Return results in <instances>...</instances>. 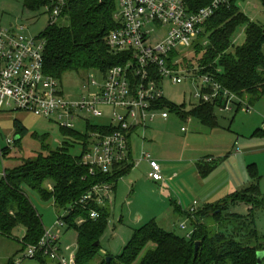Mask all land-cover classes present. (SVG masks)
I'll return each instance as SVG.
<instances>
[{
  "label": "trees",
  "instance_id": "1",
  "mask_svg": "<svg viewBox=\"0 0 264 264\" xmlns=\"http://www.w3.org/2000/svg\"><path fill=\"white\" fill-rule=\"evenodd\" d=\"M184 1L188 11L196 12L211 0ZM239 1L244 0H228L206 21L195 42L196 53H201L195 62L198 75L211 77L239 101L253 106L264 99V22L257 24L250 20L240 10ZM258 1L264 6V0ZM23 7L30 12L44 10L49 14L53 5L51 0H23ZM116 7V0H65L61 16L55 22L49 21L39 35L45 42L44 73L61 82L70 72L105 73L111 67L123 64L124 55L114 54L106 44L108 32L118 26L113 17ZM62 20L65 24H59ZM240 26L244 27L245 40L235 46L233 36ZM202 38L207 40L205 46L199 42ZM221 103L198 102L189 110L184 109V104L167 101L165 105L169 113L180 119L192 117L213 127L216 124L214 107ZM235 103L240 105L241 102ZM12 127L15 132L13 142L16 143L26 135L27 128L15 118ZM61 133L64 141L57 148L47 143V136L36 135L40 144L36 156L18 158L17 165L3 166L4 174H0V236L18 239L21 250L36 245L42 237L43 223L25 192L28 188L40 199L52 200L57 210L72 206L64 221L77 235L75 262L92 264L100 251L99 237L110 216L109 204L91 205L99 216L90 219L88 207L82 208L77 202L103 182L111 183L115 190L117 181L132 170V157L128 152L127 159L115 164L111 172L95 170L92 174L89 166L82 163L87 135L65 128H61ZM75 143H80L82 148L77 156L70 154ZM9 148L0 151L3 160ZM251 175L253 183L241 192L199 208L190 220L193 231L189 237L180 236L150 220L133 231L117 262L110 258L107 263L104 258L99 264H264V256L260 262L257 260V253H264V234L260 235L255 229L253 216L256 209L264 207V199L259 197L256 173ZM237 202L249 206L246 215L226 212L227 204ZM77 216L83 217L84 221L77 224ZM19 234L21 238H18ZM196 241L199 247L195 254ZM30 259H37L39 264H58L38 253Z\"/></svg>",
  "mask_w": 264,
  "mask_h": 264
},
{
  "label": "built area",
  "instance_id": "2",
  "mask_svg": "<svg viewBox=\"0 0 264 264\" xmlns=\"http://www.w3.org/2000/svg\"><path fill=\"white\" fill-rule=\"evenodd\" d=\"M227 1L211 0L196 12H190L184 0H116L113 17L118 26L108 32L106 44L114 54L124 55L125 62L105 73L100 72L103 75L101 84L96 82L92 72L87 73L81 85L86 95L76 100L65 98L60 82L44 73V40L29 36L27 26L20 21L0 24V151L14 141L2 131V115L9 120L14 113L22 112L54 119L61 128L71 130L74 123L82 122L88 131L82 163L89 166L90 173L95 170L109 173L115 164L125 161L128 152H133L132 138L136 136L141 147L138 157L132 159V170L146 161L150 169L148 177L162 181L161 165L150 157L143 143L147 140L148 124L157 118L169 117L165 105L168 100L162 90L165 80L176 85L199 79L201 87L193 98L200 103L222 102L218 106L221 110L230 111L235 102L244 103L211 77L198 75L197 68L179 64V57L185 54L180 49L191 47L197 41L206 21ZM51 4L53 7L48 15L52 23L61 16L65 0H51ZM245 106L248 111L250 106ZM97 118L104 119V123H90V119ZM180 130L184 132L185 128ZM1 139L6 146L1 145ZM112 194L113 185L103 182L83 195L77 204L88 207L89 218L96 219L99 214L90 206L112 203ZM72 209V206L65 208L52 228L44 229L38 243L28 246L25 257L38 253L58 264H76L75 254L64 257L59 237L52 232L56 226H66L64 217ZM197 210L198 201L194 200L187 209L189 220ZM81 222L76 221L77 224ZM178 227L187 229L185 223Z\"/></svg>",
  "mask_w": 264,
  "mask_h": 264
},
{
  "label": "rangeland",
  "instance_id": "3",
  "mask_svg": "<svg viewBox=\"0 0 264 264\" xmlns=\"http://www.w3.org/2000/svg\"><path fill=\"white\" fill-rule=\"evenodd\" d=\"M238 6L240 10L253 22L262 24L264 22V6L260 4L258 0H244L239 1ZM16 21H20L27 26L26 33L31 37H38L44 29L47 27L50 21L49 15L40 10L38 12H30L24 9L23 0H0V24L9 25ZM59 24H65V20H62ZM244 27L237 28L233 36L234 45H241L245 40ZM162 33L161 30L158 31ZM202 46L207 44V40L202 38L200 41ZM195 43L188 48L180 49L185 54L179 57V64L183 67L193 66L197 68L196 59L201 53H196ZM97 83L103 82V75L94 71L91 73ZM85 77L83 73L70 72L65 74L60 82L61 91L65 98L69 100L80 99L86 95L85 91L81 90L83 84L82 79ZM207 85V83H205ZM201 87V81L195 80L193 83L184 81L182 83L173 85L168 81L163 82L162 90L166 100L175 104H184V109L189 110L193 106H197L198 102L193 98V94ZM235 108L236 105L234 104ZM214 114L218 121V124L227 129L231 125V130L247 132L248 120L254 117L259 123L260 128L264 126V99L259 100L253 106H250V110L246 111V106L242 105L241 109L236 112L221 110L218 107H214ZM1 128L4 133L9 134L14 138L15 134L12 127V119L19 120L26 128L27 133L18 142H13L8 149V154L3 160L0 156V174L3 171V166L17 165L20 160L18 158H30L36 156V153L40 151V144L35 136H47V143L52 148H57L64 141V136L61 133V127L55 122L54 119L48 120L42 117H36L34 115L25 114L22 112H16L12 116L11 120H7L6 115H2ZM234 121V122H233ZM90 123L103 124L104 119H90ZM181 127L185 128V132L180 130ZM74 129L81 134H87L86 125L82 122L74 123ZM264 129V128H263ZM209 134L208 128H206L196 118L180 119V117L170 113L169 117L165 120L157 118L152 123L148 124L146 129V142L143 143V147L147 152H179L185 149V152H204L206 149L207 135ZM264 138V137H263ZM135 143V149L139 151L141 144L140 140L135 136L132 138ZM151 140V141H148ZM1 145L6 146L4 140L1 139ZM80 143H75L70 148V154L79 155L81 153ZM244 158H242L243 160ZM258 161V170L256 173V185L258 188L259 197L264 199V160L260 158ZM251 160L244 159L243 164L247 165ZM247 168V166H246ZM250 183L248 186H250ZM247 186V187H248ZM154 188L144 185L141 188L143 197L137 199L136 202L130 203L131 192L134 189L129 188V173L123 178L119 179L116 183L115 192L113 191V204L110 209V216L107 221V226L104 232L99 237V253L96 256L92 264H99L104 258H113V262H117V257L122 253L124 246L129 241L132 233L139 226H132L134 220V214L143 216L145 222L149 221L153 217H157L159 206L156 203V197H158V191L155 194ZM25 192L30 199L31 203L35 207L37 213L41 216L44 229H51L58 216H61L64 211L57 210L52 200H42L35 191L25 188ZM153 200V201H152ZM130 203V204H129ZM249 206L245 203H229L227 204L226 212L237 213L239 215H246L248 213ZM156 215V216H155ZM254 225L257 232L264 234V207L256 209L254 211ZM170 217L175 218L172 214ZM84 221L83 217H76L75 221ZM203 221V220H202ZM161 223V222H160ZM160 226V225H159ZM162 228L166 229L164 224L161 223ZM53 234L59 237L58 243L67 258L71 253L75 254L78 248L77 235L74 230L67 226H56L53 229ZM176 234L185 237L190 233V228L186 231H181L176 227ZM21 234L18 238L22 237ZM187 237V236H186ZM27 255V248L21 250V245L18 239L6 238L0 236V264H9L11 261L14 264H39L37 259H30L25 257Z\"/></svg>",
  "mask_w": 264,
  "mask_h": 264
},
{
  "label": "crops",
  "instance_id": "4",
  "mask_svg": "<svg viewBox=\"0 0 264 264\" xmlns=\"http://www.w3.org/2000/svg\"><path fill=\"white\" fill-rule=\"evenodd\" d=\"M242 105L245 104L241 102L235 108L232 107L230 112L234 111L236 114ZM215 122L213 127L204 125L209 131L204 152H185L182 148L179 152H148L150 157L161 165L162 181H153L148 177L150 169L146 161H142L137 168L129 172V188L134 189V192L129 194V202H136L143 197L141 188L144 185L154 188L152 194L158 191L155 201L159 211L157 217L150 220L160 226L161 223L164 224L167 230L175 232L176 227L180 229V223H185L191 231L187 209L194 200L198 201V209L214 204L247 188L254 180L251 174L259 172L258 160H264V126L261 129V123L254 117L246 124L247 132L232 131L231 125L225 129L218 124L217 119ZM139 153L134 143L133 152H130L132 159H136ZM242 158L251 162L244 165ZM111 207L109 205V209ZM171 214L176 219L170 217ZM142 218L143 216L135 213L132 226L150 221L145 222ZM187 229L180 230L183 232Z\"/></svg>",
  "mask_w": 264,
  "mask_h": 264
},
{
  "label": "water",
  "instance_id": "5",
  "mask_svg": "<svg viewBox=\"0 0 264 264\" xmlns=\"http://www.w3.org/2000/svg\"><path fill=\"white\" fill-rule=\"evenodd\" d=\"M18 138V136H16V139ZM198 247H199V242L198 241H196L195 242V244H194V251H195V254H196V252H197V250H198ZM264 256V253L263 252H258L257 253V260H258V262H260L261 260H262V257ZM110 261V257H108L107 259H106V262L108 263Z\"/></svg>",
  "mask_w": 264,
  "mask_h": 264
}]
</instances>
